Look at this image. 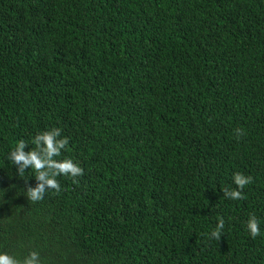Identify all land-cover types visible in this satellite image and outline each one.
Masks as SVG:
<instances>
[{"label":"trees","instance_id":"16d2710c","mask_svg":"<svg viewBox=\"0 0 264 264\" xmlns=\"http://www.w3.org/2000/svg\"><path fill=\"white\" fill-rule=\"evenodd\" d=\"M53 128L83 174L32 202L7 155ZM237 172L252 183L225 198ZM32 251L264 264V0H0V254Z\"/></svg>","mask_w":264,"mask_h":264},{"label":"clouds","instance_id":"9594fccd","mask_svg":"<svg viewBox=\"0 0 264 264\" xmlns=\"http://www.w3.org/2000/svg\"><path fill=\"white\" fill-rule=\"evenodd\" d=\"M237 138L244 135L242 128L235 130ZM69 140L67 137L61 136V129L53 128L36 134L31 144L34 148L25 151L28 143L24 140L17 142L14 149L8 155L7 160L15 165L16 172L19 176H23L28 169L33 170L35 173V186H27L25 195L28 200L38 202L43 199L45 193L53 190L57 194L60 192V184L58 183L57 176H70L78 177L83 174V169L75 164L71 159L57 160L56 157L61 155V150H67ZM233 183L236 185L235 189L225 187L223 189V196L232 200H242L244 196L242 190L246 185L252 183L251 176H245L242 173L233 174ZM259 220L255 215H250L246 228L250 236L255 239L259 236ZM225 221L222 217H218L216 227L207 235L209 240L219 241L223 235ZM0 264H41V258L36 251L29 252L23 260H19L7 253L0 254Z\"/></svg>","mask_w":264,"mask_h":264}]
</instances>
